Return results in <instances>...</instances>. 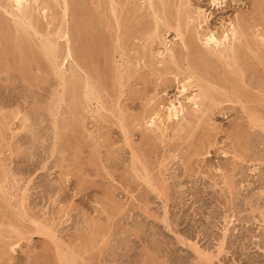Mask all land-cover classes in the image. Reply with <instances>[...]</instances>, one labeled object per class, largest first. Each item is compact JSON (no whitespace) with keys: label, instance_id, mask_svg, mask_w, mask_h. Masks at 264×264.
<instances>
[{"label":"rangeland","instance_id":"obj_1","mask_svg":"<svg viewBox=\"0 0 264 264\" xmlns=\"http://www.w3.org/2000/svg\"><path fill=\"white\" fill-rule=\"evenodd\" d=\"M42 1H49L46 12ZM86 1L83 15L100 16L113 28L109 0ZM125 1L117 3L120 21L136 14L124 30L125 57L114 54L116 65L122 63V87L102 92L101 110L95 101L82 102L73 134L66 131L71 100L63 78L81 72L70 60L60 55L52 62L56 69L30 64L29 79L0 67V264H264V0H166L179 17L180 37L162 22L153 36L147 0ZM58 2L28 0L41 33L57 30ZM12 4L0 0V19L9 27ZM129 21H137L135 27ZM233 26L248 29L247 39L257 45L253 52L241 46L255 64L238 82L244 93L222 89L216 82L224 76L215 73L216 84L212 78L209 85L217 102L203 98L198 118L151 127L149 119L164 117L170 102L190 111L184 96L206 85L185 78L191 56L175 64L157 55L167 46L180 49L181 39L203 47L204 35ZM146 35L154 39L144 42ZM143 53L154 67H146ZM222 63L225 73L232 70Z\"/></svg>","mask_w":264,"mask_h":264},{"label":"bare ground","instance_id":"obj_2","mask_svg":"<svg viewBox=\"0 0 264 264\" xmlns=\"http://www.w3.org/2000/svg\"><path fill=\"white\" fill-rule=\"evenodd\" d=\"M32 1L34 2V4H38V0H32ZM58 1H60L62 3V8H61L62 10H60V11H62V15H61V21H60V23H58V27L56 25L57 30H55L56 32L54 31L53 34H51V33L43 34V33H41L42 30H39V29H41L42 26L39 27V25L37 26V23L35 24L33 22L32 15L34 16V14H31L32 13V12H30L31 10L28 9V7H29V4H27L28 0H12L13 8H15V11L17 13V14L14 13V15L11 16L14 18L13 25L11 26V24H10L11 27H9L7 24H3L2 20L0 19L1 20L0 21V64H2V65H0V67H5L7 69L6 71L11 70V69H14V71L15 70L19 71L20 73H22V75L24 77H26V79H29L30 77H29L27 71H28L29 66H31L30 64H32V66H33V64H35V65L40 66V67H42V65H44V66L50 65V69H51L52 65H54V66L57 65V64H53L52 62H56L59 59L60 55H62L61 57H63L66 61L70 60L71 63H73L75 65V67H77V69L80 70V72H81L79 75L76 74L77 71H75L76 73L73 72L68 77V80L62 77L64 83L66 84V85H64L65 86L64 91H65V93H67V95L69 96V98L71 100V109H70V115H69L70 116V118H69L70 119V125H68L69 127L67 126L68 129L66 131H70V132H72L71 134H73V132H75L74 130H76V126H78V124H77L78 122L76 123V120H77L76 117L79 115L77 113L79 111V107L80 108L83 107V106L81 107V104L83 105V103H90L91 101H95L97 104V107H98L97 111H98V109L101 110L103 108L102 92L107 91V89H110V88L116 89L117 87L115 88V85H117L119 88L122 87V81L124 79V76L121 73L122 71L120 72L122 63H120V65H119L120 67L117 66L118 64L116 65L117 61L114 62V54H115V52H118V53L120 52L119 54L117 53V55H118V57L121 58L122 57L121 52L123 51L122 49L123 48L126 49L129 46L127 44V46L125 48V46L122 45L124 43V42L122 43V41H123L122 38L123 37L125 38V36H123L124 30L126 31V29L128 28L127 20L130 16L124 18L123 13H122V15L121 14L120 15L124 19H123V21H120L121 17L119 18L116 15V12H117L116 7L119 6L118 4H123V3L118 2L121 0H118L117 2H115L116 0H109L110 9H111L110 13L112 14V16H116V17H114L115 23H114L113 28H112V26L109 24V22L106 21L103 17H102L103 19H100V16H99V18L98 17L95 18L92 16H85V14L83 15L82 10H83L84 5L82 3V0H55V2H57V4H59ZM83 1H85L84 4L87 2L86 0H83ZM123 1L124 0H122V2ZM153 1L154 0H147L148 5H149L148 7L151 10L150 16L152 15L153 23H154V31L151 30L152 32H150V31L149 32L152 33V35L154 36L153 32H156L158 30L159 26H161V25H159V23L162 22L167 29H171V30L174 29V33L176 32L177 37L182 36L181 35L182 34V31H181L182 25H180V21H177L179 19L178 16L176 18L177 20L175 18H173V13H172L173 7H171V5L169 6L170 1L167 2L169 4H165L166 0L158 1L160 6H158L159 4L156 5L155 2H153ZM48 2L49 1H47V3ZM125 2L127 3L128 0H126ZM41 3L44 5V8H43V6L42 7L39 6V7H40V9L42 8V10L44 12L45 10H47V3L46 2L44 3L43 1ZM133 4H135V3H133ZM175 4H176V2H175ZM175 4H173V5H175ZM31 5H30V7H31ZM128 5H129V3H128ZM5 7L3 8V10L5 9ZM120 7L121 6H119V8ZM169 7H171V9ZM50 8H52V7H50ZM123 8L124 7H122V12H123ZM125 8H126V5H125ZM125 8H124V10L126 11ZM6 9H7V7H6ZM42 10L40 12H42ZM84 10H86L85 7H84ZM147 11H149V10L147 9ZM175 11H174V16L176 15V13H178V12L175 13ZM43 12H42V14H43ZM69 12H71L70 15H68ZM132 12H133L132 13L133 18H135L134 15L136 13L134 14V11H132ZM8 13L10 14V12H8ZM46 16H47V14H46ZM68 16L71 17L70 20H68V18H70ZM142 16L144 17V15H142ZM43 17H44V14H43ZM52 17L53 16H50V22H48V24L51 23ZM133 18L131 19V17H130L129 19L133 20ZM173 19H175V21ZM141 21L142 20H138V23L139 22L141 23ZM122 22H125V27H126L123 30L121 27ZM131 22L132 21H129L130 26H131V24H132V26H134V24L137 23V21H136V23H131ZM143 22L145 24V20ZM245 22H242V23H245ZM4 23H6V22L4 21ZM41 23L39 22L40 25H41ZM147 23H149V22L146 20L145 26L149 25V24L147 25ZM153 23H150V24H153ZM139 25H141V27H142V24H139ZM243 25H245V24H243ZM151 26L152 25H149L147 30L148 29L150 30ZM247 26H249V25H247ZM134 27H132V28L134 29ZM235 27L233 26L228 31L223 32L221 35H216L214 32H209L207 35H204L203 39H202L203 40L202 41L203 47H200L198 44L196 45L194 43L195 41H193L192 39H189V38L186 41L181 39L180 42H182V43H180V44H182V46L180 49H177L176 51H175V49H173V50L169 49L168 46L167 47L163 46L164 51L159 53L157 56L162 57V58H164V56H165V58L167 57V61L169 60L175 64H177V60H180V58H185V61H186V58L188 56H191L192 62H190V63L188 62V64H187L188 67H186L184 69V71H186V72H184L186 75L185 78L187 79V81L189 80L188 82H190V80H193V79L195 80L198 78V80L200 82L202 81L203 84H206V85H205V87H203L204 90L202 87H200L201 92L199 91V92L192 94L191 96H188V97L184 96L186 98V101H188L190 106H191L190 111L187 112L186 108L180 102L177 105L172 104L170 102V105L167 108H165V116L164 117H161L162 115L160 116V114H155L153 117H151V119H149L148 123L151 127H154L158 131L159 127L162 126L166 122H169V123L171 121H177L178 122L180 120V118L185 119L187 117L190 120L194 119V118L195 119L198 118L197 112L200 111V107L202 105L203 98L207 99V101H209L211 103L217 102L218 99L214 95V92L216 90L214 88H211L209 85L210 81H212L211 80L212 78H213V83H215L214 77H213V75L215 73L216 74L218 73L221 76H224V79L221 80L222 82L220 81V79L216 78V79H218L216 83L218 85L220 83V85H221L220 87L222 89L231 90L232 92H236L239 94L244 93L240 90L238 82H240V81L242 82L241 78L244 74L243 72L247 71L248 69L254 68L255 64L252 63L254 66H250L251 64H248L250 62V60L249 61L247 60V57L249 56L248 52L245 51L244 49H242V47L243 48L246 47L247 48L246 50H248L249 52H251V51L253 52L254 49L257 50V48H253V47H257V45L254 46L255 43L250 42L249 39H247V33L245 31L248 29H246L245 26H244L245 27L244 29H246V30H243L241 28L239 31H238V29H235ZM136 30H140V28L139 29L137 28ZM143 30L145 31V29H143ZM143 30H142V36L144 34ZM149 32H147V34ZM133 33H135V31H133L132 34ZM139 33H141V31H139ZM139 33H135L136 37L138 35L140 36ZM145 33H146V31H145ZM50 34H51L52 38L47 39V37L50 36ZM155 34H156V36H158L157 33H155ZM127 35H126V37H127ZM150 35H146L148 37L145 36L146 39L144 38V42L146 40L148 42V40L151 38L154 39V37H152ZM139 36H138V39L143 38L142 36H140V37ZM136 39H135V41H136ZM129 40H130V37H129ZM59 41H61L62 43L60 44ZM235 41L238 42V45H235V43H234ZM129 42H131V41H129ZM126 43H124V44L126 45ZM115 46H116V48H115ZM133 46L135 47V45H133ZM128 53H129V51H128ZM136 53L138 54V52H135V54ZM257 54L259 55V53H257ZM135 56H138V55H135ZM140 56H141V54H140ZM123 57H125V56H123ZM123 57H122V59H123ZM142 57L145 59L146 54L143 53ZM131 58H130V60H131ZM133 58H134V56H133ZM64 59H63V61H65ZM122 59H121V61H122ZM221 60H223V63ZM224 60H226V61H224ZM227 60H229L230 63ZM145 61H147L146 63H144L146 65V67L148 66L149 69L151 67H154V59L153 58H147V60H145ZM218 62L222 63L224 66H226V65L229 66L232 70H230V72L226 71L228 73H225L224 71L226 69L222 70L224 67L223 68L218 67ZM224 62H226V63L228 62V64H225ZM253 62H255V61H253ZM138 64H136V65H138ZM52 68H54V67H52ZM38 69H39V67H38ZM54 69H56V68H54ZM250 71H252V70H250ZM54 74H56V73H54ZM218 74H217V76H218ZM61 75H62V73H61ZM130 75H131V73H130ZM62 78L59 77V79H62ZM113 79L116 80V81H114V82H116V84L113 81H110ZM188 82L186 83V85L189 84ZM61 83H62V88H63V82H61ZM184 85L181 88V92H180L181 94H185L188 90V87L190 86V84H189V86L187 85L188 87L184 86ZM218 85H216V86L218 87ZM107 94H108V91H107ZM63 96H64V94H63ZM241 97H244V96L241 95ZM256 98H258V97H256ZM262 111L263 110H261L260 115H263L262 116L263 121L261 123H262V126L264 127V114H262L263 113ZM76 114H77V116H76ZM79 116H78V118H79ZM77 121H79V119ZM158 124L160 126H158ZM256 124H257V122H256ZM260 126H261V124H260ZM139 162H141V161H139ZM144 179H146V177ZM0 199H2V197H0ZM15 221H16V219H15ZM44 230H42V231L44 232ZM43 234H41V235H43ZM48 235H49V233H48ZM48 235H47V237H49ZM63 256L65 257L66 255H63ZM62 257L60 260H63ZM75 264H76V262H75Z\"/></svg>","mask_w":264,"mask_h":264}]
</instances>
